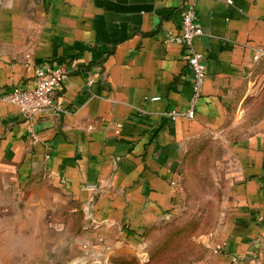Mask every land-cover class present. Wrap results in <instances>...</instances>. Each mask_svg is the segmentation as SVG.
<instances>
[{
    "label": "crops",
    "instance_id": "crops-1",
    "mask_svg": "<svg viewBox=\"0 0 264 264\" xmlns=\"http://www.w3.org/2000/svg\"><path fill=\"white\" fill-rule=\"evenodd\" d=\"M190 1L1 0L0 97L33 88L47 61L68 74L47 112L0 101V264H57L44 248L58 235L42 206L26 213L27 193L60 192L100 236L138 241L182 205L188 163L215 145L204 264H264V0H197L206 78L191 120L169 115L191 94Z\"/></svg>",
    "mask_w": 264,
    "mask_h": 264
},
{
    "label": "rangeland",
    "instance_id": "rangeland-1",
    "mask_svg": "<svg viewBox=\"0 0 264 264\" xmlns=\"http://www.w3.org/2000/svg\"><path fill=\"white\" fill-rule=\"evenodd\" d=\"M202 150L187 165L185 201L138 241H121L112 229L100 236L103 230L91 224L81 205L60 192L27 193L31 198L24 200L36 209L26 213L42 206L43 232L58 235L44 248L47 261H55L58 253L57 264H204L208 249L196 236L209 231L215 217L217 195L211 193L208 173L222 152L217 145Z\"/></svg>",
    "mask_w": 264,
    "mask_h": 264
},
{
    "label": "built area",
    "instance_id": "built-area-1",
    "mask_svg": "<svg viewBox=\"0 0 264 264\" xmlns=\"http://www.w3.org/2000/svg\"><path fill=\"white\" fill-rule=\"evenodd\" d=\"M196 4L197 0H191L183 10L181 15V35L179 36V41L185 50L186 65L192 76L191 94L185 111L181 113L171 111L169 114L173 117L181 116L189 120L195 116L206 78L204 55L196 49L194 44V40L202 35V29L196 13ZM67 74V70L61 66L54 64L53 61H47L36 69L35 86L33 88L21 89L14 86L0 97V101L16 107L25 118L47 112L54 105V92ZM92 82V79H90L87 84L90 85ZM29 134L32 138H35L31 128L29 129ZM230 260L233 264L239 262L236 257H231Z\"/></svg>",
    "mask_w": 264,
    "mask_h": 264
},
{
    "label": "water",
    "instance_id": "water-1",
    "mask_svg": "<svg viewBox=\"0 0 264 264\" xmlns=\"http://www.w3.org/2000/svg\"><path fill=\"white\" fill-rule=\"evenodd\" d=\"M0 3H1V0H0Z\"/></svg>",
    "mask_w": 264,
    "mask_h": 264
}]
</instances>
